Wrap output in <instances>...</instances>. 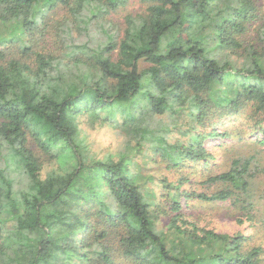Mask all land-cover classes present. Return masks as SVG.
I'll list each match as a JSON object with an SVG mask.
<instances>
[{"label": "trees", "instance_id": "obj_1", "mask_svg": "<svg viewBox=\"0 0 264 264\" xmlns=\"http://www.w3.org/2000/svg\"><path fill=\"white\" fill-rule=\"evenodd\" d=\"M127 3L0 0V264H264L249 235L192 217L199 203L240 200L255 156L209 175L215 191L163 173L155 193L137 170L148 152L167 171L207 168L221 152L212 138L264 144V23L245 38L261 7L140 0L109 17ZM82 123L122 140L92 156Z\"/></svg>", "mask_w": 264, "mask_h": 264}, {"label": "rangeland", "instance_id": "obj_2", "mask_svg": "<svg viewBox=\"0 0 264 264\" xmlns=\"http://www.w3.org/2000/svg\"><path fill=\"white\" fill-rule=\"evenodd\" d=\"M255 4L260 6L258 19L251 25L245 38L246 40L254 37L257 25L264 23V10L262 5L264 0H254ZM142 8L140 0H128L125 7L109 15L114 21H122L123 16L127 13H134ZM61 6L51 10L46 17L47 19L59 17L62 13ZM220 52V51H219ZM220 55L222 53L220 52ZM87 123H82L80 131V141L88 148L90 155L101 157L105 153L114 151L118 143L122 140L114 129L110 126H95L88 127ZM172 128V127H171ZM174 129L169 132V137L175 140L180 136ZM242 140H233L229 138H212L206 141V147H219L220 151L210 161V165L205 168L202 162L198 164L190 163L184 167L167 171L162 164L155 162L152 164V158H158L152 152L147 153L149 161L140 159V167L137 169L142 171L144 176H152L153 180L147 183L148 186H153L154 192L159 193V178L163 173H167L169 179L176 180L178 176L185 177L183 184L184 188L196 190H212L220 189L221 183L211 182L203 183L205 179L212 174L219 173L228 168L233 157L246 155V158L253 157L252 165L257 169L252 171L255 175L249 178L248 190L240 200L232 198L233 201L227 199L225 201L214 200L206 203H199L197 208L192 209V217L200 226L207 229H214L217 232L233 234L240 232L251 237V242L262 247V258L264 262V144L251 143L254 139L252 132L244 134ZM263 148V150H260ZM218 150V149H217ZM262 151V152H261ZM154 161V159H153ZM143 163H146L145 165ZM191 213V212H190ZM119 264H128L122 257L118 259Z\"/></svg>", "mask_w": 264, "mask_h": 264}]
</instances>
